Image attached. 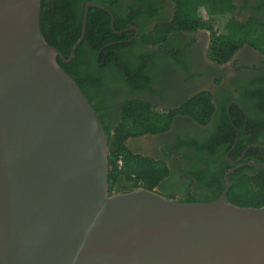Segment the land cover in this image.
<instances>
[{"label":"water","instance_id":"1","mask_svg":"<svg viewBox=\"0 0 264 264\" xmlns=\"http://www.w3.org/2000/svg\"><path fill=\"white\" fill-rule=\"evenodd\" d=\"M41 33V0H0V264H264V206L158 191H109L108 149L91 105ZM99 7V6H97ZM236 142V139H235ZM251 147H259L252 145Z\"/></svg>","mask_w":264,"mask_h":264},{"label":"flooded vegetation","instance_id":"2","mask_svg":"<svg viewBox=\"0 0 264 264\" xmlns=\"http://www.w3.org/2000/svg\"><path fill=\"white\" fill-rule=\"evenodd\" d=\"M88 3L95 6L88 7L87 13L89 8L104 13L101 19L106 33L102 42L110 40L107 46H124L119 51L111 49L104 53L102 47L94 60H88L85 54L82 57L87 73L82 91L103 123L115 127L121 107L129 100L168 111L206 94L215 111L223 106L235 107L240 111L238 123L244 121L246 125L250 119L252 124L264 126V48L244 44L227 62L216 61L210 46L223 32L218 21L209 20V25H204L207 22L201 13L207 12L206 7L199 6L196 13L204 23L195 30H183L175 27L173 0H117L110 10L93 2H87L84 8ZM233 4L235 19L253 18L264 25V0H233ZM212 116L208 124L200 125L190 117L176 115L167 131L129 139L126 146L134 154L163 162L174 184L183 185L188 181L186 172L196 163L194 155L210 144L217 146L215 112ZM257 129L242 135L237 130L236 142L234 139L228 153L238 140L242 144H257L246 145L245 154L242 157V152L236 160L242 157L241 162H245L252 145L264 151V129L256 132ZM127 189L125 184L116 186L113 193ZM174 200L180 197L175 195Z\"/></svg>","mask_w":264,"mask_h":264},{"label":"trees","instance_id":"3","mask_svg":"<svg viewBox=\"0 0 264 264\" xmlns=\"http://www.w3.org/2000/svg\"><path fill=\"white\" fill-rule=\"evenodd\" d=\"M117 0H41L40 29L45 41L57 49L64 59H68L72 46L81 34L84 5L93 2L98 6L110 10ZM176 4L175 27L183 30H195L204 22L197 19L199 6L206 7L208 20L218 21L222 34L215 37L210 46V53L219 63L227 62L244 44L255 49L264 48V25L249 18L238 21L233 16L235 6L233 0H173ZM103 12L96 8H89L86 19V29L83 41L77 46L74 58L67 64L57 58V63L82 91L83 83L87 80L85 65L82 57L94 60L98 50L104 47V52L111 49L121 50L123 45L107 46L110 40L102 42L106 30L103 28ZM102 18V19H101ZM209 25V23H204ZM118 27H115V31ZM84 95V94H83ZM88 101V100H87ZM89 103V102H88ZM92 107V106H91ZM105 135L108 149V183L109 191L123 182L130 192L136 188L148 191L158 189L166 194L168 199L180 197L179 202L207 203L216 201L225 188L224 173L233 167L230 161L236 160L244 151L246 145L257 144L254 141L234 144L236 131L239 134L255 132L254 129H264L263 125L252 124L250 119L246 125L238 123L236 117L240 111L226 106L214 110L211 98L206 94H199L182 104L177 110H161L139 100L126 101L119 112L118 124L108 126L98 118ZM215 112V129L217 143L210 144L194 155L196 161L191 165L186 175L187 183L176 185L167 166L138 154H134L126 146L129 139L145 134H158L167 131L176 115L192 118L200 125H206ZM261 145V144H260ZM228 153V154H227ZM252 159L254 163H264V151L252 147L246 152L243 161ZM121 165H118V161ZM231 187L226 195V201L238 207L260 208L264 206V167H243L229 176ZM121 182V183H120ZM124 186V185H122Z\"/></svg>","mask_w":264,"mask_h":264},{"label":"rangeland","instance_id":"4","mask_svg":"<svg viewBox=\"0 0 264 264\" xmlns=\"http://www.w3.org/2000/svg\"><path fill=\"white\" fill-rule=\"evenodd\" d=\"M201 16H203V17H205V21L206 22H208L209 20H208V16H207V12H202L201 13ZM213 22V21H212ZM211 22V23H212ZM211 23H210V25H211ZM215 26V25H214ZM212 28V27H211ZM216 31H220V30H216ZM218 34L220 33V32H217ZM219 35H221V33L219 34ZM120 185H124V183L122 182ZM116 187V186H115ZM115 187L112 189V192L114 191V189H115ZM176 196H178V195H176Z\"/></svg>","mask_w":264,"mask_h":264},{"label":"built area","instance_id":"5","mask_svg":"<svg viewBox=\"0 0 264 264\" xmlns=\"http://www.w3.org/2000/svg\"><path fill=\"white\" fill-rule=\"evenodd\" d=\"M118 165H121V161L120 160L118 161Z\"/></svg>","mask_w":264,"mask_h":264}]
</instances>
